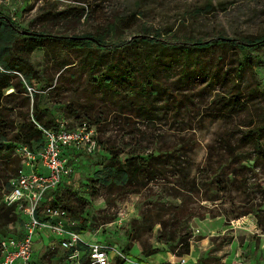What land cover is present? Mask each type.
<instances>
[{"label":"rangeland","instance_id":"374dc122","mask_svg":"<svg viewBox=\"0 0 264 264\" xmlns=\"http://www.w3.org/2000/svg\"><path fill=\"white\" fill-rule=\"evenodd\" d=\"M0 12L11 18L21 40L23 30L80 35L104 29L117 17L125 19L117 26L120 39L149 33L180 42L264 33V0H32L15 11ZM21 42L26 49L15 50V58L21 59L31 84L24 83V74L7 73L12 86L3 88L1 107L9 137L18 133L24 120L38 124L32 118L36 104L55 120L66 118L71 127L101 121L96 125L101 145L92 155L81 156L69 182L56 189L58 202L78 226L88 216L87 227L80 232L84 238L122 250L126 257L122 264H264V157L245 136L255 130L261 132L260 141L264 139V45L244 58L235 46L212 40L201 54V64L189 68L183 78L176 54L160 52L174 63L168 71L157 68V74L182 96V102L175 109L171 98L170 108L164 110L156 101L154 122H130L113 118L109 108L113 97L94 80L107 73V65H96L99 70L89 77L88 67L79 62L83 53L70 45L30 49L28 38ZM90 47L96 49L94 44ZM9 52L13 54V47ZM212 65H217L216 84L203 72ZM90 100L87 109L84 105ZM136 142L147 148L139 164L146 163L147 150L157 154V149L174 145L195 189L179 186L181 172L174 165L166 166L172 177L158 175L138 190L107 185L111 156L124 163ZM15 166L13 154L8 167L0 158V205L5 207L11 206L2 198ZM25 218L24 211L0 216V237L20 235ZM182 234L189 237L190 251L178 255ZM48 239L44 233L34 241L32 264H75L59 247L51 248L55 245ZM143 248L157 251L149 255H154L152 262ZM166 257L172 262H162Z\"/></svg>","mask_w":264,"mask_h":264},{"label":"trees","instance_id":"16d2710c","mask_svg":"<svg viewBox=\"0 0 264 264\" xmlns=\"http://www.w3.org/2000/svg\"><path fill=\"white\" fill-rule=\"evenodd\" d=\"M124 23L125 19L123 17H117L110 21L104 29L96 28L92 32H83L80 35L53 34L48 30H42L33 32L34 34L30 35L25 34L22 40L28 38L32 42L29 46L30 49H34L36 46L47 45V47L51 48L58 45H70V48L83 53L79 62L83 67H88L89 77H92V73L95 70H99L96 69V65H107V73L98 75L94 80L97 82V85L104 87L112 95L113 102L109 105V108L113 111V118L125 119L130 122L139 120L154 122L157 117L154 112L156 101L160 102L164 110L170 108L169 101L171 98L173 99L172 107L175 109H178L182 102V96L172 91L169 83L164 82L157 74V68L161 67L165 71H168L174 63L172 59L164 56L162 54L163 52L168 51L171 55L176 54V59L180 63L179 73L182 76L180 78H183V76L187 75L189 68L195 70L201 64L199 63L201 54L207 49H210L212 40L221 44H229L232 47L235 46L242 52L244 58H247V55L254 47L264 45V33L262 35L246 36L244 38H224L219 35L211 37L209 40L197 38L180 42H170L163 39L162 36L159 37L149 33H139L133 35L130 39H120L121 35L117 34V26L118 24L123 25ZM16 28L11 18L0 12V69H2L0 70V158L2 164L8 167L9 158L13 154V162L16 163L13 174H16L19 166L18 157L14 152L15 145L20 143L27 145L31 149H37L43 144V135L38 129L37 124L31 120H24L19 126L18 133H15L12 138L4 131L6 122L2 118V90L4 87L12 86L9 83V75L7 73L13 71V76L16 77L15 71L24 74V83L27 85L31 84L30 77L25 72L21 59L15 58V50L26 49L24 43L22 44L21 42V36L16 34ZM111 38L121 41L116 43V41L107 40ZM91 44H94L96 49H92L90 47ZM11 47H13V54L9 52ZM155 47H158V49L155 50ZM98 49H103L104 53L99 54ZM110 55L111 57L109 58ZM68 64L72 63L69 62L64 65ZM241 64L242 62L239 63L240 66ZM203 72L210 83H217V65H212L210 71L209 69H205ZM20 83L23 85L21 81ZM236 93L238 92L236 91ZM89 102L91 100L87 101L84 105L87 109H90L92 106L87 104ZM233 105H238L237 100L234 101ZM32 118L45 128H56L57 120L54 119L52 113L47 109H40L37 104L32 108ZM89 118L92 119V116ZM82 122L94 125L97 131L96 125L101 121L95 119V122L92 123L91 121ZM135 130L141 132L139 129L135 128ZM245 136L248 140L254 142L256 150L261 157H264V139L260 141L261 132L250 130L245 133ZM8 140H13L11 145H6ZM97 140L99 145H101L98 135ZM167 148L170 149H157V154L147 150L145 153L147 157L145 164H139L138 158L147 148L146 145H141L138 142H136L135 148L127 152V159L124 163L119 161L117 155H112L110 163L107 165L110 179L108 180L106 178L105 183L107 185H120L121 188L124 185H128V188L138 190L158 175L161 176L160 178L172 177L170 175L172 172L167 170L166 166L174 165L176 166L175 171L178 170V172H181L180 178L178 179L179 186L192 191L195 189V184L188 179V173L183 172L184 166L182 164L185 161L180 160V154L174 145H170ZM6 184L9 190L10 184L7 182ZM52 194L58 202L56 190ZM176 209L179 210L178 208ZM15 212L14 205L8 207L0 205L1 218H7L8 214L15 216ZM185 212L190 217L195 216V213L192 211L186 209ZM79 222V230H84L87 227L88 216H84ZM172 222H176L174 218ZM178 237V243L180 245L178 255L188 254L190 251L189 237L184 234L178 235ZM126 249H129V247H126ZM142 250L145 256L157 252L156 250L150 251L145 248ZM123 262V260H118L117 264H122Z\"/></svg>","mask_w":264,"mask_h":264},{"label":"built area","instance_id":"2783aa9c","mask_svg":"<svg viewBox=\"0 0 264 264\" xmlns=\"http://www.w3.org/2000/svg\"><path fill=\"white\" fill-rule=\"evenodd\" d=\"M31 2L0 0V9L15 11ZM28 89L32 91L31 87ZM37 126L43 135L42 146L31 149L20 143L15 145L19 166L2 201L14 205L16 212L24 211L26 218L20 235L0 237V264H32L33 243L41 240L44 233L55 245L51 248L59 247L75 264L125 261L122 250L84 238L76 221L52 194L69 182L81 156L92 155L99 148L95 126L81 122L71 127L66 118L57 119L55 129Z\"/></svg>","mask_w":264,"mask_h":264},{"label":"crops","instance_id":"0c3cea01","mask_svg":"<svg viewBox=\"0 0 264 264\" xmlns=\"http://www.w3.org/2000/svg\"><path fill=\"white\" fill-rule=\"evenodd\" d=\"M149 259H150V262H152V260H153V258H154V255H152V256H149L148 257ZM156 258H159V257H156ZM167 259H163V261L162 262H172L171 261V259L169 258V257H166Z\"/></svg>","mask_w":264,"mask_h":264},{"label":"water","instance_id":"95a60500","mask_svg":"<svg viewBox=\"0 0 264 264\" xmlns=\"http://www.w3.org/2000/svg\"><path fill=\"white\" fill-rule=\"evenodd\" d=\"M22 33L26 35L34 34L33 32L27 30H23Z\"/></svg>","mask_w":264,"mask_h":264}]
</instances>
